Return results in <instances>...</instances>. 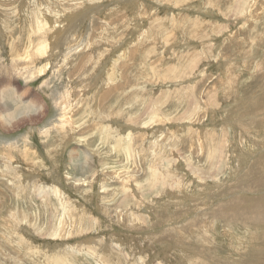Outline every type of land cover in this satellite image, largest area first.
<instances>
[{"label":"rangeland","instance_id":"obj_1","mask_svg":"<svg viewBox=\"0 0 264 264\" xmlns=\"http://www.w3.org/2000/svg\"><path fill=\"white\" fill-rule=\"evenodd\" d=\"M0 95V264H264V0H0Z\"/></svg>","mask_w":264,"mask_h":264},{"label":"bare ground","instance_id":"obj_2","mask_svg":"<svg viewBox=\"0 0 264 264\" xmlns=\"http://www.w3.org/2000/svg\"><path fill=\"white\" fill-rule=\"evenodd\" d=\"M1 96V95H0ZM3 97V96H2ZM40 107V106H39ZM41 108V107H40ZM40 110V109H39ZM7 111V110H6ZM37 111V110H36ZM56 191V190H55Z\"/></svg>","mask_w":264,"mask_h":264}]
</instances>
